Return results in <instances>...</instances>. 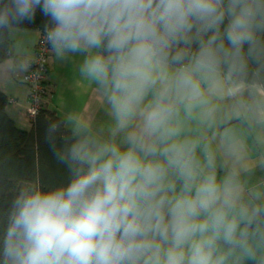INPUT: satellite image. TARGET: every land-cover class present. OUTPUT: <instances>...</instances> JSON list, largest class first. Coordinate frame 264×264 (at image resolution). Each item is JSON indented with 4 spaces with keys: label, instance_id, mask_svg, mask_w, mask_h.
Returning <instances> with one entry per match:
<instances>
[{
    "label": "clouds",
    "instance_id": "clouds-1",
    "mask_svg": "<svg viewBox=\"0 0 264 264\" xmlns=\"http://www.w3.org/2000/svg\"><path fill=\"white\" fill-rule=\"evenodd\" d=\"M37 11L57 55L91 53L81 72L108 90L121 127L160 88L128 148L85 136L55 153L66 185L21 190L0 264H264V204L245 203L233 176L204 174L173 126L222 63L242 68L245 46L264 51V0H0V28Z\"/></svg>",
    "mask_w": 264,
    "mask_h": 264
},
{
    "label": "crops",
    "instance_id": "crops-1",
    "mask_svg": "<svg viewBox=\"0 0 264 264\" xmlns=\"http://www.w3.org/2000/svg\"><path fill=\"white\" fill-rule=\"evenodd\" d=\"M7 31L10 54L0 62V92L8 99V116L18 128L28 131L32 127L27 114L29 89L22 78L41 31L17 26H9ZM90 54L59 56L51 47L44 109L55 112L63 120L75 142L90 136L124 150L129 147L130 138L141 132L143 114L160 85L148 93L121 127L108 90L81 72ZM176 69L172 65L170 71ZM213 77L203 87L201 102L190 110L184 104L177 105L173 118L178 132L176 139L194 142L195 158L204 174L214 173L218 181L233 176L243 191L245 203L264 204V89L256 84L233 83L221 73ZM229 102L234 113L225 110L227 104L232 109ZM243 264L254 262L244 260Z\"/></svg>",
    "mask_w": 264,
    "mask_h": 264
},
{
    "label": "trees",
    "instance_id": "trees-1",
    "mask_svg": "<svg viewBox=\"0 0 264 264\" xmlns=\"http://www.w3.org/2000/svg\"><path fill=\"white\" fill-rule=\"evenodd\" d=\"M50 24L49 18L37 11L34 20L11 26L35 28L45 33ZM7 28H0V62L10 54ZM258 36L264 42V33ZM198 46L193 41L186 49L189 56L173 66L179 68L187 64ZM245 61L244 67L235 69H230L229 63H222L219 72L233 83L256 84L264 89V51L249 55L245 46ZM7 104V97L0 92V230L6 226L8 213L21 190L34 186L47 191L70 181L68 167L55 153L66 152L75 143L73 134L55 112L43 109L31 122V129L26 131L18 128L8 116ZM54 125L57 127L53 130Z\"/></svg>",
    "mask_w": 264,
    "mask_h": 264
},
{
    "label": "built area",
    "instance_id": "built-area-1",
    "mask_svg": "<svg viewBox=\"0 0 264 264\" xmlns=\"http://www.w3.org/2000/svg\"><path fill=\"white\" fill-rule=\"evenodd\" d=\"M50 44L46 40V32L41 33L35 47L34 55L26 64L23 82L29 89L28 118L32 122L36 115L44 109L47 97L46 77L48 74V55Z\"/></svg>",
    "mask_w": 264,
    "mask_h": 264
},
{
    "label": "rangeland",
    "instance_id": "rangeland-1",
    "mask_svg": "<svg viewBox=\"0 0 264 264\" xmlns=\"http://www.w3.org/2000/svg\"><path fill=\"white\" fill-rule=\"evenodd\" d=\"M219 73H220V72H219ZM213 76H214V75H209L206 79H204V80L201 81L200 86H201L202 92H204V90H205V88H203V87H206L205 84L207 85V83H208L209 80H213V79H215ZM227 100H228V99H227ZM227 100H226V101H227ZM229 105L232 106V109H229L228 104H227V108H226L225 110H226L227 112L234 113V112H233L234 107H233L232 103L229 102Z\"/></svg>",
    "mask_w": 264,
    "mask_h": 264
}]
</instances>
